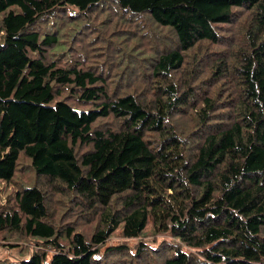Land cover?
<instances>
[{
  "label": "trees",
  "instance_id": "1",
  "mask_svg": "<svg viewBox=\"0 0 264 264\" xmlns=\"http://www.w3.org/2000/svg\"><path fill=\"white\" fill-rule=\"evenodd\" d=\"M21 157L0 264H264V0H0Z\"/></svg>",
  "mask_w": 264,
  "mask_h": 264
},
{
  "label": "rangeland",
  "instance_id": "2",
  "mask_svg": "<svg viewBox=\"0 0 264 264\" xmlns=\"http://www.w3.org/2000/svg\"><path fill=\"white\" fill-rule=\"evenodd\" d=\"M33 178H34V172L30 166V162L27 158L21 157L20 163H19V169L16 171L14 178L12 179V184L6 185L3 182H0V204H2L5 200V197L8 195H11L15 187L20 189H27L31 188L33 185ZM112 243L119 242V239L117 238H111ZM126 243V242H125ZM130 244V243H126ZM20 247L12 248L9 250H3L0 249V260H5L6 263H9L11 261H20L25 260L28 256L30 251L36 250V247H28L24 251H21ZM49 258V255L47 256V259Z\"/></svg>",
  "mask_w": 264,
  "mask_h": 264
}]
</instances>
